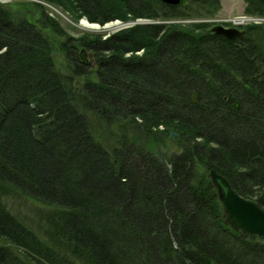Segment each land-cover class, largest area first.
<instances>
[{
	"label": "trees",
	"instance_id": "trees-1",
	"mask_svg": "<svg viewBox=\"0 0 264 264\" xmlns=\"http://www.w3.org/2000/svg\"><path fill=\"white\" fill-rule=\"evenodd\" d=\"M45 1L101 25L153 22L66 41L62 72L45 32L0 4V183L62 208L61 237L84 264H264V236L230 227L200 165L264 208L260 24L229 38L167 22L195 5L217 13L223 0ZM244 1L264 17V0ZM158 131L180 150L153 144ZM0 237L36 264L51 260L1 200ZM0 264L27 263L0 246Z\"/></svg>",
	"mask_w": 264,
	"mask_h": 264
},
{
	"label": "rangeland",
	"instance_id": "rangeland-1",
	"mask_svg": "<svg viewBox=\"0 0 264 264\" xmlns=\"http://www.w3.org/2000/svg\"><path fill=\"white\" fill-rule=\"evenodd\" d=\"M0 4L7 5L14 11L22 13L27 17L28 20L34 23L35 27L43 30L52 42V52L55 63L58 69L67 71V65L69 64L68 58L63 45L68 40L83 38L87 36L89 38L101 37L102 39L110 37L117 31L122 30L116 28L115 30L92 31L85 27L79 26V21L85 17L83 15L77 17L73 9H67L58 6L45 0H0ZM246 3L244 0H223L221 3L220 10L217 13H209L207 7L204 6H192L193 8L189 11L187 18L181 20L170 19L167 22H178V23H208L211 24V30L215 25H228L230 27H238L242 31H246L247 26L260 24V30H258L257 37L264 48V17L253 16L246 12ZM59 10L61 12H59ZM252 16L253 19L250 22L243 24H233L235 20L225 21L227 19H240L238 17ZM46 19L47 23L43 22ZM115 21H110L116 23ZM121 21V20H120ZM53 23V25L50 24ZM109 23V22H106ZM129 22H126V24ZM132 23V22H130ZM127 25L129 27L131 24ZM104 26V25H103ZM124 27V26H121ZM126 27V28H127ZM123 28V29H126ZM246 33V32H245ZM86 48V59L88 63L92 64L93 54L91 50H88L86 46H78L79 54L81 48ZM2 49L0 52H4ZM164 127L161 126V130ZM156 135L161 137V140H154L156 146L162 147L164 152L172 153L179 151L180 148L174 145L172 139L166 137L162 131L156 132ZM150 144V143H149ZM151 144V145H153ZM154 146V145H153ZM208 174V173H207ZM210 179V176L207 175ZM0 200L3 207L16 217L25 227L29 228L34 235L39 238L47 249H50L51 260L42 259L39 264H84V258H77L72 253V249L68 247V243L61 237V216L62 208L55 206L50 203H46L38 198H34L27 192H23L15 185H9L7 183H0ZM0 246H7L12 249L23 261L27 264H36L34 260L26 257L22 250L12 245L8 240L0 237Z\"/></svg>",
	"mask_w": 264,
	"mask_h": 264
},
{
	"label": "water",
	"instance_id": "water-1",
	"mask_svg": "<svg viewBox=\"0 0 264 264\" xmlns=\"http://www.w3.org/2000/svg\"><path fill=\"white\" fill-rule=\"evenodd\" d=\"M162 3L171 4L178 6L182 2L181 0H160ZM116 22H121L117 20ZM131 21H129L130 23ZM152 23L153 21L138 19L135 23ZM122 23V22H121ZM129 23L124 24V27L119 29L126 28ZM108 23H105V25ZM134 24V23H132ZM104 25V26H105ZM212 32H216L227 36L229 38H234L236 35H244L245 32L240 30L238 27H227L221 24L215 25L212 28ZM79 58L84 63H88L86 59V48L82 47L80 49ZM171 136L175 139L176 137H181V134L178 132H171ZM203 169L208 173L211 178V181L217 189L218 197L224 208L226 222L234 230L247 231L251 235H260L264 236V208L259 206L256 202L241 196L234 188L230 185L229 180L225 175L219 174L215 171L210 165L201 163Z\"/></svg>",
	"mask_w": 264,
	"mask_h": 264
},
{
	"label": "bare ground",
	"instance_id": "bare-ground-1",
	"mask_svg": "<svg viewBox=\"0 0 264 264\" xmlns=\"http://www.w3.org/2000/svg\"><path fill=\"white\" fill-rule=\"evenodd\" d=\"M59 12H61L60 10H59ZM138 19H143V20H148V19H144V18H138ZM137 19V20H138ZM136 20V21H137ZM151 20V19H150ZM136 21H131L132 23H134V24H132V23H130L131 25L130 26H132V25H135V24H137V23H140V22H137V23H135ZM153 21V20H152ZM122 22V21H121ZM119 23V22H116V23H113V22H109L108 24H106L105 26H103V25H101L100 23H98V22H91L88 18H86V17H83V19H81L80 21H79V26L80 27H85V28H88V29H90V30H92V31H94V30H96V31H102V32H105V31H108V30H115L116 28H121V26H124L122 23H124V22H122V23ZM124 24H126V23H124ZM142 24H148V23H142ZM93 54V53H92Z\"/></svg>",
	"mask_w": 264,
	"mask_h": 264
},
{
	"label": "built area",
	"instance_id": "built-area-1",
	"mask_svg": "<svg viewBox=\"0 0 264 264\" xmlns=\"http://www.w3.org/2000/svg\"><path fill=\"white\" fill-rule=\"evenodd\" d=\"M238 18H240V19H237V18H236V19H227V18H225V19L223 20V23H225V21L235 20V21H233V24L236 25V23H237V24L240 25V24H243V23H246V24H247L248 22H250L251 19H253V18L250 17V16H248V17H247V16H246V17L243 16V17H238Z\"/></svg>",
	"mask_w": 264,
	"mask_h": 264
}]
</instances>
